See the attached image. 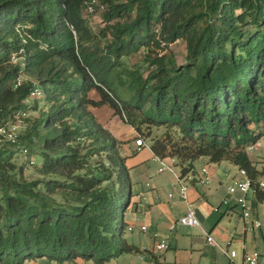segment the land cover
<instances>
[{
  "label": "trees",
  "instance_id": "trees-1",
  "mask_svg": "<svg viewBox=\"0 0 264 264\" xmlns=\"http://www.w3.org/2000/svg\"><path fill=\"white\" fill-rule=\"evenodd\" d=\"M101 1L97 32L85 0H0V125L31 120L28 99L43 91L19 141L0 146V264L43 256L105 264L141 250L123 212L117 220L129 202L123 178L131 180L124 142L92 106L109 104L144 136L164 126L151 147L175 157L182 176L200 157L229 160L255 181L264 172L247 150L264 134V0ZM180 39L182 64L170 49ZM141 51V63L125 65ZM20 143L30 156L40 144L35 177L14 159Z\"/></svg>",
  "mask_w": 264,
  "mask_h": 264
},
{
  "label": "crops",
  "instance_id": "crops-1",
  "mask_svg": "<svg viewBox=\"0 0 264 264\" xmlns=\"http://www.w3.org/2000/svg\"><path fill=\"white\" fill-rule=\"evenodd\" d=\"M149 144L150 147L137 150L135 140L134 146L126 141L122 149L131 179L128 183L129 202L122 217L127 223V239L141 250L123 253L105 264H148L152 258L156 264H238L244 252L253 250L261 253L259 264H264V230L247 228L256 217L264 221V200L250 195L252 213L248 221L235 198L232 197L229 204L224 203L228 195L227 185L238 174L232 165H237L227 160L232 165L223 168L218 165L220 162H209L206 157L198 158L195 167L189 171L193 177H187V193L188 199L195 205L204 231L181 223H176L175 228L171 229V222L186 211L187 202L181 197L176 175L171 170H158L160 162ZM206 164L210 165L212 173V180L207 185L199 183L195 177ZM148 182L150 185H147ZM140 193L142 196H139ZM142 225H147L145 231ZM205 231L213 235L219 245L211 243ZM163 239L168 240L169 246L159 249L157 245ZM228 246L237 251L233 259L222 250V247ZM39 258L31 259L30 263L40 264ZM56 263L99 264L82 257L72 261L57 260Z\"/></svg>",
  "mask_w": 264,
  "mask_h": 264
},
{
  "label": "built area",
  "instance_id": "built-area-1",
  "mask_svg": "<svg viewBox=\"0 0 264 264\" xmlns=\"http://www.w3.org/2000/svg\"><path fill=\"white\" fill-rule=\"evenodd\" d=\"M105 4L101 0H85V9L84 11L87 14H93L97 10H104ZM20 79L18 80V83ZM43 94L42 88L37 86L33 89L31 95L36 97H41ZM19 133H18V124L15 122H9L8 124L0 125V146H2L6 141L11 143H16L19 141ZM136 149L140 150L145 146H149L150 144L146 142L145 136L142 133L138 132V136L135 139ZM247 150L250 154V151L261 150L262 156L264 157V144L260 138L251 142L247 146ZM23 153L25 158H29L30 162L35 163V158L29 155L28 149H23ZM155 157L159 160L160 166L158 168L159 171L171 170L177 177L180 185L181 197L186 200L187 208L186 211L177 219L171 222L170 228L174 229L176 223H181L189 226H196L200 229H203L201 221L197 215V211L193 202L188 199V188L189 184L187 182V177H193L189 173L182 176L179 166L176 163V158L173 156H162L155 153ZM179 168V169H178ZM196 179L201 184H209L212 180L211 167L209 164L203 165L195 175ZM257 183L258 187L264 190V172L262 176L255 181L249 174L246 168L238 166V174L237 177H233L232 181L227 185L228 195L224 199V203L229 204L230 199L233 197L236 199V202L241 206L242 213L246 221H248L249 217L252 213V207L250 205L249 196L250 194H254V184ZM150 185V182L147 183ZM170 195H173L170 193ZM142 196V193L139 194ZM129 228H131L129 226ZM248 229L261 228L264 230V223L258 217L253 219L252 225L247 227ZM142 229L145 231L147 229V225H142ZM205 233H207L205 231ZM208 234V240L215 244L219 245V242L211 235ZM169 246V242L166 239H163L160 243H158L157 247L159 249H164ZM222 250L233 259L235 257L237 251L236 249H230V247H222ZM261 253L259 251H251L244 252L242 260L238 264H259V257ZM148 264H156L155 260L152 258Z\"/></svg>",
  "mask_w": 264,
  "mask_h": 264
},
{
  "label": "rangeland",
  "instance_id": "rangeland-1",
  "mask_svg": "<svg viewBox=\"0 0 264 264\" xmlns=\"http://www.w3.org/2000/svg\"><path fill=\"white\" fill-rule=\"evenodd\" d=\"M84 15L87 18L89 24L92 26V28L95 31L100 32V29L105 26V23L102 21V11L97 10L93 14H87L84 11ZM108 38H109V36L106 37L103 34L99 35V39L103 44H105L108 41ZM170 49H171V52L173 53V55H175V58L179 64H182L185 62V56H186V42H185V40L180 39V40L175 41L174 43L171 44ZM143 59H144V52L143 51L138 52L136 54H132L129 57H123L125 65L128 67H132L133 65L137 64L140 61L142 62ZM17 60H21V58H18L17 56H15L13 61H17ZM25 77L26 76L24 74L21 75L22 79ZM90 96L95 98V99H98L100 97L97 89H92L90 92ZM36 98H39V97L31 95L28 99V101H30L32 104V108L27 112L26 116L31 117V120H32V118L37 117L39 115V108L34 107ZM41 99L42 98L39 99V102H41ZM92 107H93L95 114L98 116V118L104 123V125L107 128L110 129V131H112V133L115 135V137L118 140H121L124 143L126 141H129L130 146H134V140L138 136V131L133 125H131L129 122H127V120H125L119 113H115L114 108L112 106H110L109 104H101V105L92 106ZM31 120H28L24 117H22V118L19 117L18 120H15V123L18 124L19 135L23 134L26 131V129L29 127L30 123L32 122ZM250 127L254 129L255 124L252 123L250 125ZM148 129L149 128L145 127L146 132H148ZM150 130L152 133H150L149 135H145V140L147 143H151L152 139L155 135H159V134L164 133V131H166V128L164 126L154 125V126L150 127ZM260 139L262 140V142L264 144V134L260 137ZM22 146H24V145L21 143L19 145L18 144L12 145V148L15 149L14 159L18 165L24 164V166H25L24 172H25L27 177H35V176H37L36 164L42 162V155L37 154V152H39V149H40V147H39L40 144H37L34 147L36 152H34L33 150L31 151V156L33 158H35L36 162H37L36 164H31V165L29 163H27V160L25 159V156L21 150ZM261 152H262L261 150L250 151V157L254 161H256L257 163H260L259 164V165H261L260 167H264V157L262 156ZM218 165H221V167L224 168L226 165H232V164L230 162H228L227 160H224V161L220 162ZM232 169L234 171L238 170L237 166H234V165H232ZM123 190H124V194H125V199H124V203H125L126 197L128 196V192H129L125 177L123 178ZM250 195L252 196L253 194H250ZM251 196H249V197H251ZM122 212H123V210L120 209V211L118 213L119 215L117 217V220L121 218ZM262 222L264 223L263 220H262ZM114 226H116V223L114 224ZM253 251H256V250H253ZM37 260L40 264H57L56 259H52V258H49L47 256L44 258H39ZM32 261H34V260H32ZM30 262H31V260H27L24 264H31Z\"/></svg>",
  "mask_w": 264,
  "mask_h": 264
}]
</instances>
